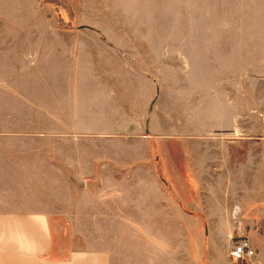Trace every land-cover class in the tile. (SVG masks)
<instances>
[{
    "label": "rangeland",
    "instance_id": "rangeland-1",
    "mask_svg": "<svg viewBox=\"0 0 264 264\" xmlns=\"http://www.w3.org/2000/svg\"><path fill=\"white\" fill-rule=\"evenodd\" d=\"M40 1L55 11L65 45L58 51L27 52L25 61L24 52L0 51V141H10V147L0 143V187L10 182L17 191L51 194L59 186L55 179L3 177L39 170L40 161L41 168L54 173L56 156L94 155L96 162L131 170L137 167V156L148 154L151 169L185 173L181 181L172 175L166 182L169 191H176L193 206V215L202 218V225L188 229L191 264H253L229 256L240 234L255 249V264H264V0H64V7ZM16 62H42L41 68L51 76L55 72L45 62H160V74L175 77L169 85L176 92V110L185 103L194 128L201 124L207 101L215 108L225 101L233 127L183 134L167 97L168 108L162 115L153 113L151 120L159 118L162 129L178 131L172 134H149L144 128L85 136L63 130L61 125L69 126L73 115L55 112L70 111L68 104L57 105L48 95L39 102L33 90L9 91L7 78ZM36 102L55 114L33 113ZM62 138L96 141L60 146L57 140ZM206 172L211 176L205 178ZM67 181L71 180L65 178L64 185ZM219 188L223 193L215 191ZM221 199L222 221H205L204 211H196L205 204L212 208ZM52 229L56 243V228ZM124 232L130 246L142 241L141 228L124 227L123 239ZM71 236L65 228L60 238L70 242ZM172 245L187 254L188 241L181 238Z\"/></svg>",
    "mask_w": 264,
    "mask_h": 264
},
{
    "label": "crops",
    "instance_id": "crops-1",
    "mask_svg": "<svg viewBox=\"0 0 264 264\" xmlns=\"http://www.w3.org/2000/svg\"><path fill=\"white\" fill-rule=\"evenodd\" d=\"M64 33L55 11L40 0H0V51L24 52L25 61L27 52L61 50ZM41 63L16 62L15 72L7 78L9 91L25 94L33 90L39 102L48 95L57 105L68 104L70 111L55 112L73 115L69 126L61 125L63 130L85 136L144 128L149 134H172L178 131L162 129L159 118L151 120L153 113L162 115L161 110L168 108L164 104L167 97L172 99L168 109L176 113L183 134L233 127V114H227L225 101L216 108L207 101L201 124L194 128L186 104H179L176 110V92L169 85L175 77L160 74V62H45L55 72L52 76L41 68ZM35 104L39 105L34 106L33 113L55 114L42 103ZM225 115H229L228 125H224ZM79 141L94 143L96 139L62 138L57 143L62 146ZM9 142L0 141L5 147H10ZM149 158L148 154L137 156L136 169L123 170L110 162H96L94 155L68 154L55 157L54 173L41 168L44 164L40 161L39 170L3 177L55 179L59 186L51 194L48 190L17 191L10 182L0 187V264H191L188 229L202 225V218L193 215V206L176 191L170 192L166 182L174 176L181 181L185 173L151 169ZM207 174L211 176L206 172L205 178ZM65 178L71 180L66 185ZM30 183L23 181V185ZM215 191L223 193L221 188ZM198 207L196 211H204L205 221L223 220L222 199L212 208L206 204ZM209 210L210 215L206 213ZM124 227L141 228L142 241L130 246L127 232L123 239ZM65 228L72 235L70 242L60 238ZM172 228L175 230L169 234ZM181 238L188 241L187 254L185 249L177 250L176 245L170 247Z\"/></svg>",
    "mask_w": 264,
    "mask_h": 264
},
{
    "label": "built area",
    "instance_id": "built-area-1",
    "mask_svg": "<svg viewBox=\"0 0 264 264\" xmlns=\"http://www.w3.org/2000/svg\"><path fill=\"white\" fill-rule=\"evenodd\" d=\"M229 256L234 260H253L256 256L255 249L252 247L251 242L243 235H237L232 247L229 250Z\"/></svg>",
    "mask_w": 264,
    "mask_h": 264
},
{
    "label": "trees",
    "instance_id": "trees-1",
    "mask_svg": "<svg viewBox=\"0 0 264 264\" xmlns=\"http://www.w3.org/2000/svg\"><path fill=\"white\" fill-rule=\"evenodd\" d=\"M51 1L55 2V4H57V5H61L63 7L65 5V1L64 0H51Z\"/></svg>",
    "mask_w": 264,
    "mask_h": 264
}]
</instances>
